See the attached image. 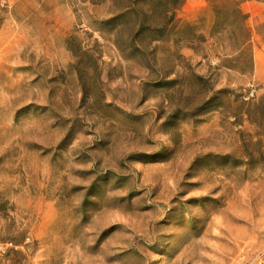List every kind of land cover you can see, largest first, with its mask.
Returning <instances> with one entry per match:
<instances>
[{
  "label": "rangeland",
  "instance_id": "1",
  "mask_svg": "<svg viewBox=\"0 0 264 264\" xmlns=\"http://www.w3.org/2000/svg\"><path fill=\"white\" fill-rule=\"evenodd\" d=\"M0 264H264V0H0Z\"/></svg>",
  "mask_w": 264,
  "mask_h": 264
}]
</instances>
